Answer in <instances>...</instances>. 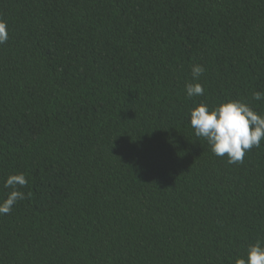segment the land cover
I'll list each match as a JSON object with an SVG mask.
<instances>
[{
  "label": "trees",
  "instance_id": "obj_1",
  "mask_svg": "<svg viewBox=\"0 0 264 264\" xmlns=\"http://www.w3.org/2000/svg\"><path fill=\"white\" fill-rule=\"evenodd\" d=\"M0 20V199L28 180L0 264H235L264 243V140L229 164L189 116L264 113V0H0Z\"/></svg>",
  "mask_w": 264,
  "mask_h": 264
},
{
  "label": "clouds",
  "instance_id": "obj_2",
  "mask_svg": "<svg viewBox=\"0 0 264 264\" xmlns=\"http://www.w3.org/2000/svg\"><path fill=\"white\" fill-rule=\"evenodd\" d=\"M7 40V25L0 20V44ZM204 71L205 68L199 63L191 66L192 79L184 86L187 97L204 94L203 85L199 82ZM252 100H264V92L254 91ZM189 116L195 136L202 137L216 156H226L229 164L242 163L246 152L260 147L264 140V113L257 112L244 100L227 99L211 107L200 101L189 110ZM27 184L23 173L9 174L5 178L3 187L9 191L0 199V215L9 214L17 201L26 198V194L19 189ZM235 264H264V243L257 240L249 244L246 258L238 257Z\"/></svg>",
  "mask_w": 264,
  "mask_h": 264
}]
</instances>
